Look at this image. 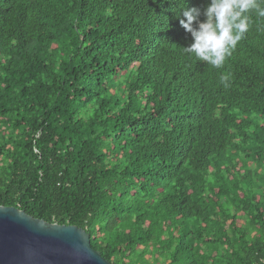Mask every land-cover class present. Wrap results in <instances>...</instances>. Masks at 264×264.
<instances>
[{
	"label": "trees",
	"instance_id": "16d2710c",
	"mask_svg": "<svg viewBox=\"0 0 264 264\" xmlns=\"http://www.w3.org/2000/svg\"><path fill=\"white\" fill-rule=\"evenodd\" d=\"M185 3L0 0V205L111 264H264V21L216 69Z\"/></svg>",
	"mask_w": 264,
	"mask_h": 264
},
{
	"label": "water",
	"instance_id": "95a60500",
	"mask_svg": "<svg viewBox=\"0 0 264 264\" xmlns=\"http://www.w3.org/2000/svg\"><path fill=\"white\" fill-rule=\"evenodd\" d=\"M0 264H111L82 227L49 223L0 205Z\"/></svg>",
	"mask_w": 264,
	"mask_h": 264
},
{
	"label": "clouds",
	"instance_id": "9594fccd",
	"mask_svg": "<svg viewBox=\"0 0 264 264\" xmlns=\"http://www.w3.org/2000/svg\"><path fill=\"white\" fill-rule=\"evenodd\" d=\"M186 7L177 18L192 42L182 50L196 60L221 69L248 33L253 15L264 21V0H208L203 8ZM229 74L220 83L228 87Z\"/></svg>",
	"mask_w": 264,
	"mask_h": 264
}]
</instances>
